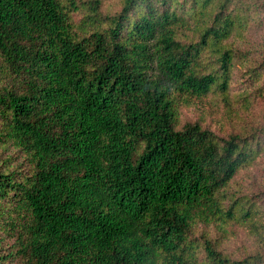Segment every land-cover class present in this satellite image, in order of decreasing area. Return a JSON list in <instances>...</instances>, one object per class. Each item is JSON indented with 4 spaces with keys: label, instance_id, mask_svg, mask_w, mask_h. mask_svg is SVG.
<instances>
[{
    "label": "trees",
    "instance_id": "16d2710c",
    "mask_svg": "<svg viewBox=\"0 0 264 264\" xmlns=\"http://www.w3.org/2000/svg\"><path fill=\"white\" fill-rule=\"evenodd\" d=\"M263 25L264 0H0V264H264ZM204 98L225 135L180 122Z\"/></svg>",
    "mask_w": 264,
    "mask_h": 264
},
{
    "label": "rangeland",
    "instance_id": "374dc122",
    "mask_svg": "<svg viewBox=\"0 0 264 264\" xmlns=\"http://www.w3.org/2000/svg\"><path fill=\"white\" fill-rule=\"evenodd\" d=\"M112 3L113 1L111 5ZM251 36L257 40L264 41V25L252 31ZM233 86L237 87L238 82H234ZM251 107L254 113L253 117L262 122L264 120V91L263 96L256 99ZM179 119L180 122L198 120L202 126L211 129L218 135H225L229 131L228 124L223 120L221 109L206 98L200 101L196 100L188 105H183L180 108ZM256 169H258L257 171H264V152L261 156V162Z\"/></svg>",
    "mask_w": 264,
    "mask_h": 264
}]
</instances>
